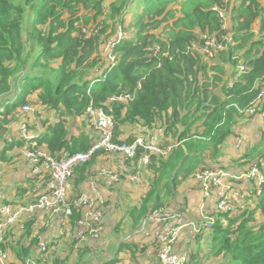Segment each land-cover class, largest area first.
Instances as JSON below:
<instances>
[{"label":"trees","instance_id":"16d2710c","mask_svg":"<svg viewBox=\"0 0 264 264\" xmlns=\"http://www.w3.org/2000/svg\"><path fill=\"white\" fill-rule=\"evenodd\" d=\"M108 1L0 0V161L9 162L13 155L7 152L25 145L22 138L11 134L14 124L31 121L30 114L17 117L25 104L37 103L55 112L54 122L43 119V131L34 142L35 147L59 157L84 152L94 143L93 128L76 135L69 122L81 119L88 127L84 115L91 103L111 106L114 136L120 142L130 143L138 136L132 133L124 137L125 126H151L161 120L169 142L179 143L166 156H151L147 175L152 179L141 202L127 208L126 220L134 223L123 230L126 237L137 230L141 220L171 208L178 190L198 171L223 161L226 140L245 115L241 111L257 99L264 87V0H142L139 13H128L132 16L129 25L133 24L136 31L117 41L113 49L116 62L104 66L94 56L101 44L109 41L105 36L109 26L100 27L99 18L107 13L116 19V28L123 27L126 11L134 0ZM220 12L231 23L233 41L210 57L202 50L203 35L224 40L228 32ZM165 23L168 26L164 30ZM93 24L96 26L91 28ZM240 63L245 64L246 72L230 82L239 72ZM125 93L132 99L113 100ZM36 111L34 124L40 128L41 117ZM256 141L260 148L247 151L240 167L257 163L264 169V124ZM141 152L139 149L138 154ZM105 154L97 150L90 161L74 169L68 188L70 197L81 192L99 166L98 158ZM26 183L18 185L22 197L32 190L38 192L32 194L33 199L44 190V181L39 177L30 175ZM258 189L254 208L247 205L215 213L212 226L197 234L198 251H209L205 258L193 260L189 254L187 264H203L214 256L223 258L224 264H264V221L256 220L257 212H264V182ZM109 204L107 200L105 209ZM80 217L81 212L75 209L68 218L74 242ZM34 224L35 220L26 223L19 236L16 228L8 230L6 244L11 245L15 256L9 264H26L28 259L42 262L48 259L51 248L58 246L53 241L45 250L34 253L41 240L40 232L33 234ZM117 229L120 231V224ZM64 243L68 255L53 259L54 264H81L82 251L74 250L72 243ZM121 243L122 248H132L128 240Z\"/></svg>","mask_w":264,"mask_h":264},{"label":"built area","instance_id":"2783aa9c","mask_svg":"<svg viewBox=\"0 0 264 264\" xmlns=\"http://www.w3.org/2000/svg\"><path fill=\"white\" fill-rule=\"evenodd\" d=\"M224 16L223 27L228 30L224 40H220L216 35L204 34L205 46L202 48L205 54L213 56L216 52H220L227 47L229 42H232V34L227 23V17L224 12H220ZM122 35L117 36L114 42H110L115 47V43L120 40ZM227 40V42H225ZM116 62V56H110V64ZM239 73L246 72L244 63H240ZM131 94L115 96L113 100H128L131 99ZM109 106V105H108ZM264 87L259 93L256 100H254L247 109L241 111L253 119L255 125L256 118H264ZM25 114L31 115L30 123L23 120L18 129V138L25 141L23 146V154L26 161L31 167L33 176L39 177L44 181V190L35 198L28 201H16L4 203L0 201V264H9V249L6 245V234L12 227L20 225L24 218H32L39 213H50L65 222L75 209L81 212L79 221L78 238L81 240H88L90 238H98L102 232V220L105 214V204L107 197L103 192L105 188H111L122 182L123 179L143 185L145 183L143 172L149 166L152 155L166 156L171 150L178 145L179 142H171L168 144L161 143L155 138L145 137L143 135L136 137L133 142H120L115 140V116L111 106L96 107L91 103L85 112V118L94 130L96 135L92 146L84 152H76L62 157L53 156L47 150L41 147H35V140L40 135V131L31 129V122L36 121L34 108L29 105H23L17 115L18 118H23ZM252 125V128H253ZM245 134H251L252 129ZM166 134V133H165ZM244 135L240 136L239 140L244 139ZM142 149L141 154L138 150ZM97 150H104L106 154L112 156H119L127 160L136 159L133 169H126L125 171H118L109 166H99L96 169V176L94 177L98 183L88 179L90 183L87 190L80 192L76 197L72 198L69 195V180L73 175L74 169L92 158ZM230 174L225 168H204L198 171L195 178L205 197H210L213 189L217 193V212L225 213L234 208L233 200L228 192L227 179ZM232 178L236 180L249 181L254 179L256 184L261 185L264 182V169L257 163L239 167L237 174ZM240 195L244 198V192ZM242 198V199H243ZM173 210L162 209L152 216L157 219L161 226L154 232L149 230L144 232L156 248L157 263L156 264H187L189 254L185 250H179L177 246L181 231L185 226H189V222L184 217H175ZM153 218H150L152 220ZM215 218L207 215L199 229L202 231L208 229L214 223ZM175 222V224H173ZM49 242L41 237L39 249L45 250ZM26 264H39L35 260L28 259ZM103 264H127L123 261H111Z\"/></svg>","mask_w":264,"mask_h":264},{"label":"rangeland","instance_id":"374dc122","mask_svg":"<svg viewBox=\"0 0 264 264\" xmlns=\"http://www.w3.org/2000/svg\"><path fill=\"white\" fill-rule=\"evenodd\" d=\"M108 0H107V4H108ZM143 7V3L142 0H134L133 3L130 5V7L127 9L125 17H124V26L123 27H119L116 28V25L114 26V24L117 22L116 19H111L110 16L107 13H104L100 18H99V25L100 27L103 26V24H107L109 27L107 29V32L105 33V36H107L109 38V41L102 43L98 53H96V55L94 56L95 58H100L101 62L100 64H103L104 66H106L107 64L110 63V56L115 55L113 54V45L110 44V42H114L116 37L119 35H132L134 34V32L136 31V28L133 24L129 25V21L132 18V16L128 13L132 12V11H136L137 13L140 12L141 8ZM118 25V23H117ZM96 24L90 25V27H95ZM167 23H165L162 26V29H166L167 27ZM259 28V27H258ZM99 30V28H97V31ZM92 32L89 31V36ZM116 45V43H115ZM125 94H129V93H125ZM132 99V98H131ZM128 99V100H131ZM123 102H127V100H122ZM35 109H37L36 112H38L39 116L41 117V121H40V126L44 128V118H51L52 121L54 122L55 119L57 118V116L55 115L54 111H50V110H46L44 109L41 105L35 103L34 106H32ZM37 121V119H36ZM36 121L31 122V129L34 130H38V124H34L36 123ZM70 124H71V128H72V132H76V135H78L80 133L81 130H87L90 131L92 129V127L90 126V124H87L88 127H85V123L81 120V119H70ZM249 122H251V120H249ZM34 124V125H33ZM243 129L240 130V132L243 133H247L248 129V121L244 120V122H241ZM135 126L136 125H127L124 127L125 130V135H129L131 133H133L135 131ZM247 126V127H246ZM250 129H252L251 134H245L244 135V139L243 140H239L238 138L236 139V142L233 146H231L230 144L228 145V147H225L224 152H226V157H225V161L223 162V164H212V167H217V168H225V170H227V172L230 174V177L227 179L226 183L227 186L229 187L228 192L231 195V200H233V205L234 207H238V208H245L248 207L249 208H254L255 205H257L258 202H256L255 200H258L259 197L258 195L260 194V189H258V187L260 185L256 184L254 179H251L249 181L246 180H236L235 178H232L233 175L237 174V170L240 167L239 164H241L243 162L244 159V155L247 151L252 150L253 148H258L260 146V143L258 141H256L255 138H251L252 136H255L257 133V131L259 130V128H257L255 125H253L250 127ZM248 135V136H247ZM247 136V137H246ZM13 136L11 135L10 138H12ZM2 144H0V154L3 150V148L1 147ZM260 148V147H259ZM234 150V152H233ZM232 152V153H231ZM11 152L7 153L10 154ZM16 154H18L15 158L13 155V162L9 163L8 165H1L0 164V183H2L4 185V187H12L13 185H18L22 182V178H27V176L30 175L31 173V167L28 164V162L26 161V157L24 156V154H22V156L15 151ZM249 157H247L248 159ZM210 158H207V162L206 164H210L211 162L209 161ZM25 161V162H24ZM221 165V166H220ZM97 169V168H96ZM96 169H94L91 174H90V178H92L93 181H95L96 183H98V181L94 178L96 176ZM152 176L151 175H147V182L146 184H148L151 182ZM122 181H125V179H123ZM90 183L87 182V185H89ZM121 190H118L117 193H114L113 195V201L110 202L109 206H107V208L105 209V214L103 217V222H102V232L100 234V236L98 238H91L94 245L96 247H99V241L103 240V238L105 237V235L107 236V234H109V238L110 237H118L119 239H123L124 238V233L123 230L128 229V227L131 225V223H134L132 220H126V216H127V208H130L132 206H136L139 204L141 199H138L137 196L135 197L134 201L131 200V195L130 194H134V190L132 189V187H128L129 184L121 182ZM249 186V188L246 190V192H248V198H243L240 195V191L243 190L245 191V188ZM190 187V185H188L187 187L182 186L179 190H178V195L176 196L174 202H173V206H171V208H168L167 210H173L176 214H173L175 217H184V219L186 221L189 222V226L191 224H193L192 226H196V229L198 230L200 226H202L203 222L206 220V216L210 215L213 217V219L215 218V213L217 212V193H216V189H213V193L210 197H205L204 193L199 185V188L201 189L203 195V202L199 201V212L195 206V204L193 203V198L198 197V194L195 195L196 190L194 189V187H191L189 189V191L187 192L188 188ZM242 188V189H241ZM194 189V190H193ZM255 189H258V192L255 193ZM235 190V191H234ZM148 191V190H147ZM126 194V195H125ZM256 196H255V195ZM243 198V200L241 199ZM0 201L2 202L1 198ZM16 202V201H14ZM108 207H110V209H108ZM233 210V209H232ZM253 210V209H252ZM198 213V214H197ZM218 214V212L216 213ZM156 217V216H154ZM199 220H198V218ZM153 218V217H150ZM150 218L148 219H143L140 221V225L137 227V230L134 231L131 235L130 240L133 242H138L139 244H142L143 240H145L144 238V232L145 231H155L156 229L160 228V222L157 219H152L150 220ZM193 220V222H191ZM257 222H263L264 221V212L262 210H259L257 212ZM195 221V222H194ZM156 222H159V226L154 228V229H149L150 227H153V225L156 224ZM257 222L255 224H257ZM118 224H120V231H117L115 228H118ZM173 224H175V222H173ZM17 231L19 229H16ZM112 230H114L117 236L114 235V232H112ZM106 231V233H105ZM70 232V231H69ZM78 233L79 230L75 231V238L78 240L77 243L82 245H86L90 240H81L78 238ZM130 233V232H127ZM195 234H198V231L194 230L193 235L195 236ZM68 235L65 236V238H67ZM48 239V238H47ZM49 240V239H48ZM68 238L67 240H64L62 242V244L60 245V248L66 246L64 242H68ZM196 242V243H195ZM193 243H195L193 245ZM9 246V245H7ZM190 247H193V252L196 251L197 255L196 256H200L201 258H205V254L206 251L208 252L209 249H205L204 251L201 250H197L198 248V244H197V238L195 239V237L191 238L190 243H189ZM69 250L67 249L66 252L64 253H68ZM188 252V251H187ZM190 252V251H189ZM188 252V254H189ZM106 257H110L109 254H101L96 253L95 256L93 258H87L84 260V262H86L85 264H100L104 261V259ZM73 255H72V259H73ZM190 259L192 260V256H191V252H190ZM14 260V257H10L9 261L12 262ZM93 260V261H92ZM83 263V262H82ZM203 264H224L223 263V258L219 257V256H214L211 257L209 259L208 262H204Z\"/></svg>","mask_w":264,"mask_h":264},{"label":"crops","instance_id":"0c3cea01","mask_svg":"<svg viewBox=\"0 0 264 264\" xmlns=\"http://www.w3.org/2000/svg\"><path fill=\"white\" fill-rule=\"evenodd\" d=\"M227 23H228V26H229V29H230L231 28V23H230L228 18H227ZM258 27H259V23L256 24V28H258ZM238 70H239V68H238ZM239 76H240L239 72L236 73V74H233L232 77H231L230 82H233V81L237 80ZM231 85H232V83H231ZM244 120L248 121V125H247L248 128H250L253 125V119H251V118L249 119V117H247L246 115H244L243 117L239 118L238 124L236 126V131L234 132L233 135H231L226 140V147H228L229 144L231 146H233L235 144V142H236V139L237 138L239 139L240 136L244 135L243 132H240V130L243 129V127H242L243 124H241V122H244ZM249 120H251V122H249ZM263 124H264V118H260L259 117V118L255 119V126L257 128H259V130L257 131V133H255L256 135L252 136L251 138L258 139L259 134H260V128L263 126ZM19 127H20V124H18V123L14 124L12 126L11 134H14V136L16 138H18V129H19ZM40 128H41L40 132H42L43 131V127H40ZM40 128H38V130H40ZM133 133H136L138 136L143 135L145 137L155 138L156 140H158L161 143H165V144L171 143V142H169L170 141V136L165 134V128H164L163 123H162L161 120H157L151 126L141 125V124L139 126H135V131ZM127 136L128 135H124V137H127ZM1 147H3V145ZM15 151H17L22 156L23 150H22V148H18V147L14 148L13 151H8L7 153L11 152L10 154H8V156L14 155V158H15L18 155V154L15 153ZM233 152H234V150H233ZM225 157H226V152H225V155L223 157V161H220L219 164H221V165L223 164V162L225 161ZM22 158H23V156H22ZM11 162H13V158H11V160L9 162L8 161L7 162H1L0 161V164L3 166V165H8ZM135 163H136V161H134V159L133 160H127V159H124V158L119 157V156H111V155L105 154V155H102V156H100L98 158L97 165H99V166H109V167H111V168H113L115 170H118V171H125L128 168H130L132 170ZM97 165H96V167H97ZM8 166H10V165H8ZM147 170L148 169L146 168L144 170V172H143L144 179H145V177L147 175ZM30 175L33 176L31 173H30ZM88 179L83 184V186L81 188V192L84 191V190H87V188H88V186H87ZM122 182L129 184V186H127L128 189H129V187H132V189L134 190V194H130L132 201H134L136 196H137L138 199L142 200L143 196L146 194V192H147V190L149 188L148 184H146L147 181H145V183L143 185H138V184L133 183L131 181H128L126 179H125V181H122ZM120 184H118L116 186H113L111 188H103L102 189L103 192L105 193L106 197H107L106 199L109 200V202L113 201L114 193H117L118 190H121V186L122 185H120ZM18 185L19 186L20 185L27 186L26 178L23 177L22 178V182L20 184H18ZM18 185H13L12 187H4V185L2 183H0V198H1L2 202L9 203V202H14V201H28V200L32 199V194H37L38 193V192H32V190H31V191H29V193L25 197H22V196H20L18 194V189H19ZM188 185H190V187L188 188L187 192L189 191V189L191 187H194V189L196 190L195 195L198 194V197L193 198V203L195 204V206H196V208H197V210L199 212V201H200V198H201V201L203 202V197H202L203 193H202L201 189L199 188V182L194 177V178L190 179L185 184V187H187ZM248 187L249 186H247L245 188V191H243V190L240 191V193L244 192V195H245L244 198H246V197L248 198V196H247L248 192H246ZM141 200H140V202H141ZM34 220H35V224H34L33 234H36L37 232H40V236L44 237L45 240H47L49 243H51L53 241L58 243L57 247L51 248V250H50L51 254L49 255L47 260L43 259L42 262H41L38 259H35V261L37 263H39V264H54V260L56 258H63L65 256H67L68 253H64V252H66L64 250L66 248H68V246L65 247L64 249L62 247L60 248V245L62 244V242L64 240H67V238L69 240L68 241V245L70 243H72V246H73L74 250H81L82 251L83 257H82V260H81V264H85L86 263V262H84L85 259L93 258L95 256V254L99 253V252L101 254H106V255L109 254L110 255V257H106L104 259V261L102 263H100V264H103L104 262L108 263V262H111L113 260H116V261H120L121 260V261H123V262H125L127 264H156L157 263V255H156L155 245L153 244V242H151V240H149L145 236H144L145 240H143L142 244H139V241L138 242H133V241L130 240L132 234L127 235L123 239H121V238L119 239L118 237H110L109 238V234H107V236L105 235L103 240L99 241L100 242L99 243L100 244L99 247H96L94 245V243L92 242L94 240H92L91 238L88 239L90 241L86 245L83 246V244L80 245V244L77 243L78 240L76 238H75V242H74L72 234H71V231H70V228H69L70 226L68 224V222H69L68 220L69 219L67 221H65V222H61V220H59L58 217L53 216L50 213H39V214L33 216L32 218H24L23 221L19 223L20 225L14 227L16 229H19L18 231L15 230L18 233L17 235L19 236V233L24 230V228L26 226V223H28L29 221H34ZM198 220H199V218H198ZM191 222H193V220ZM192 225L193 224H191L190 226H185L182 229L180 237H179L178 242H177V246H178L179 250H182V251L185 250V251H188V252L190 251L191 252V256H192V260H193V259H196V257H198V256H196L197 255L196 251L193 252V247L189 246L191 238H193V237H195V239L197 238V234H195V236L193 235L195 227L192 226ZM158 226H159V222H156V224L153 225V227H150L149 229H154V228H156ZM160 226H161V223H160ZM115 229L117 231H119L117 228H115ZM112 232H114V235L117 236L116 235L117 232H115L114 230H112ZM66 235H68L67 238H65ZM61 236H64V237L61 239ZM74 236H75V233H74ZM124 240H128L129 241L128 245L129 246L131 245L132 248H130V247L122 248L121 244L123 242L121 243V241H124ZM195 243H193V245ZM58 247L60 248V250L57 252V248ZM8 249H9V259H10V257L13 256L14 260H15L14 252H13V249H12L11 245L8 246ZM197 250H198V248H197ZM190 252H189V254H190ZM34 253L38 254L39 252L36 249ZM74 255H76V253H74ZM208 261L209 260H206L205 262H208ZM19 263L20 262H18V264Z\"/></svg>","mask_w":264,"mask_h":264},{"label":"bare ground","instance_id":"6f19581e","mask_svg":"<svg viewBox=\"0 0 264 264\" xmlns=\"http://www.w3.org/2000/svg\"><path fill=\"white\" fill-rule=\"evenodd\" d=\"M115 100H116V99H115ZM94 106H95V105H94ZM36 131H37V130H36ZM38 131H41V128H40V130H38ZM137 137H138V136H137ZM135 139H136V138H135ZM108 155H110V154H108ZM111 156H112V155H111ZM31 174H32V173H31ZM71 178H72V177H71ZM71 178H70V179H71ZM69 182H70V180H69Z\"/></svg>","mask_w":264,"mask_h":264}]
</instances>
